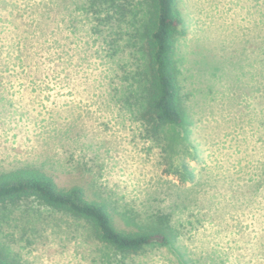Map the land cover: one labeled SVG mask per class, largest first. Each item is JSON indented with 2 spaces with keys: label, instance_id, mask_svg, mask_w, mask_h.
Wrapping results in <instances>:
<instances>
[{
  "label": "rangeland",
  "instance_id": "374dc122",
  "mask_svg": "<svg viewBox=\"0 0 264 264\" xmlns=\"http://www.w3.org/2000/svg\"><path fill=\"white\" fill-rule=\"evenodd\" d=\"M88 1L0 0V173L37 168L107 202L118 229L170 242L122 253L31 197L0 203V251L16 264H264V0H177L186 117L157 135L126 96L140 44L111 56L115 25ZM124 3L144 14L146 0Z\"/></svg>",
  "mask_w": 264,
  "mask_h": 264
},
{
  "label": "trees",
  "instance_id": "16d2710c",
  "mask_svg": "<svg viewBox=\"0 0 264 264\" xmlns=\"http://www.w3.org/2000/svg\"><path fill=\"white\" fill-rule=\"evenodd\" d=\"M88 2L89 9L97 13V18L105 11L101 21L115 25H112L115 30L111 33V38L106 40L110 46L115 43L119 46L112 50L111 56L124 49L119 44V40L123 38L126 39V44H140L141 54L134 58L133 68L125 74L129 81L126 88L129 93L126 96L127 99H132L131 103L134 101L139 106L140 117L146 123L147 130L157 135L166 125H183L186 112L179 82L175 39L184 31L180 29L182 17L177 8V0H146L142 16L136 5L127 8L124 0ZM127 26L131 30L125 29ZM177 171L183 180L188 178L186 170ZM31 197L84 219L98 241L109 244L122 253L137 254L155 242H170L162 229H118L113 223L107 202L87 198L80 186L59 187L51 177L37 168L23 167L0 173V203H15ZM10 258L0 251V264H16Z\"/></svg>",
  "mask_w": 264,
  "mask_h": 264
}]
</instances>
